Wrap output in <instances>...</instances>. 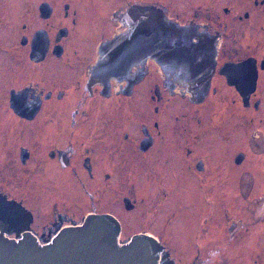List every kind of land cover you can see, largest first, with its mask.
Wrapping results in <instances>:
<instances>
[{
  "label": "flooded vegetation",
  "instance_id": "af4514ba",
  "mask_svg": "<svg viewBox=\"0 0 264 264\" xmlns=\"http://www.w3.org/2000/svg\"><path fill=\"white\" fill-rule=\"evenodd\" d=\"M5 202L10 239L109 214L172 264H264V0H0Z\"/></svg>",
  "mask_w": 264,
  "mask_h": 264
},
{
  "label": "water",
  "instance_id": "95a60500",
  "mask_svg": "<svg viewBox=\"0 0 264 264\" xmlns=\"http://www.w3.org/2000/svg\"><path fill=\"white\" fill-rule=\"evenodd\" d=\"M104 45L118 51L120 38ZM10 204L0 203L2 215L13 214L6 209ZM119 232L113 216L88 214L79 224L58 230L47 243H39L24 231L17 232L16 239L0 233V264H172L168 251L153 237L135 234L120 240Z\"/></svg>",
  "mask_w": 264,
  "mask_h": 264
},
{
  "label": "rangeland",
  "instance_id": "374dc122",
  "mask_svg": "<svg viewBox=\"0 0 264 264\" xmlns=\"http://www.w3.org/2000/svg\"><path fill=\"white\" fill-rule=\"evenodd\" d=\"M139 183H142V182L140 181ZM140 186H142V185H140ZM111 208L114 209V210L117 209L116 205H113ZM114 212H117V211H114ZM122 215H123L122 217L126 218V220H128V218H130V225L128 227H126V228L124 227L122 229V232H123V234L125 236L130 235V234H134V233H136L137 231L140 230L137 227L136 223H134V216H133V214L122 213ZM125 222H127V221H125ZM177 230L180 231V228H178ZM179 236H181V235H179ZM179 246H180V244H179Z\"/></svg>",
  "mask_w": 264,
  "mask_h": 264
}]
</instances>
